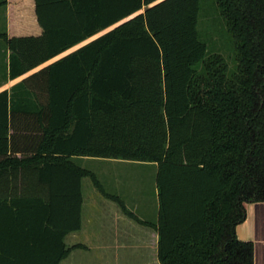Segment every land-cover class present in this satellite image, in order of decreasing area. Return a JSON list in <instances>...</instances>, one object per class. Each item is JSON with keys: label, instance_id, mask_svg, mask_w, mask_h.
<instances>
[{"label": "trees", "instance_id": "trees-1", "mask_svg": "<svg viewBox=\"0 0 264 264\" xmlns=\"http://www.w3.org/2000/svg\"><path fill=\"white\" fill-rule=\"evenodd\" d=\"M200 2L34 0L40 37L0 32L13 78L92 38L43 69V92L0 91V182L42 186L0 183V264L68 254L81 179L105 194L85 156L156 163L160 264H253L235 226L264 201V0H213L231 71L199 39Z\"/></svg>", "mask_w": 264, "mask_h": 264}, {"label": "crops", "instance_id": "crops-1", "mask_svg": "<svg viewBox=\"0 0 264 264\" xmlns=\"http://www.w3.org/2000/svg\"><path fill=\"white\" fill-rule=\"evenodd\" d=\"M0 8L2 9L0 10V17L5 20V33L8 38L22 36L40 37L42 35L43 29L37 20L34 0H0ZM91 39L89 38L37 64L32 69L14 78L10 75L9 57L11 50L0 39L2 40V44H0V91L7 90L11 93L15 85L25 81L29 90L43 92L45 90L43 69ZM7 154L17 157L22 156L21 152L9 151ZM92 158L98 157H75L74 161L78 164V160ZM104 159L116 162L133 161L112 158ZM133 162L156 166V163ZM10 173L9 179L0 183L3 188L11 190L12 195L13 190L19 189L23 183L26 190L31 189L32 192L35 186L42 189V186L35 184L33 179L19 182L13 178V170H10ZM83 178L80 183L82 195L81 227L79 230L71 231L65 235L63 242L66 247H71V249L58 264H160L157 258L158 232L156 224L159 203L156 182L153 190L155 202L152 207H148L144 202H141L143 201L141 192L128 191L127 193L125 190L116 189L114 192L105 191V194H103L92 182L99 191L100 198L94 199L92 197L91 203L87 204L91 207L90 211H88L89 213L87 212V216H93L95 210H92V208L96 205L98 206L96 209H99L96 211L98 213L100 211V215H102L99 216V235L102 239L98 245H92L89 242L79 241L77 238V233L83 229L82 216L85 205L82 193ZM139 216H153V218L147 221L139 218ZM235 234L241 241L252 242L253 264H264V201L245 203V218L235 226Z\"/></svg>", "mask_w": 264, "mask_h": 264}, {"label": "rangeland", "instance_id": "rangeland-1", "mask_svg": "<svg viewBox=\"0 0 264 264\" xmlns=\"http://www.w3.org/2000/svg\"><path fill=\"white\" fill-rule=\"evenodd\" d=\"M0 10H2L0 8ZM221 18H219L213 0H201L197 32L199 39L206 44L208 53L221 54L231 71L235 66V56L233 51L232 39ZM0 32H5V20L0 17ZM2 44V40H0ZM78 164L94 172L103 191L125 190L129 192H141V199L148 207H152L155 202L154 185L157 165L137 163L133 161H112L102 158L81 159ZM123 188V189H120ZM105 189V190H104ZM82 193L84 198V209L82 216V230L77 233L79 241L89 242L92 245H98L102 239L99 235L100 223L99 213L96 210L98 206H93V216H87L90 211L92 197L99 199V191L94 187L92 180L85 177L82 180ZM98 196V197H97ZM140 199V200H141ZM137 201H139L137 199ZM88 212V213H87ZM97 212V214H96ZM148 214V213H147ZM141 219L150 220L153 216H139Z\"/></svg>", "mask_w": 264, "mask_h": 264}]
</instances>
